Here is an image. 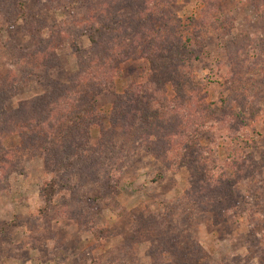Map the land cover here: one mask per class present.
<instances>
[{
    "label": "rangeland",
    "instance_id": "374dc122",
    "mask_svg": "<svg viewBox=\"0 0 264 264\" xmlns=\"http://www.w3.org/2000/svg\"><path fill=\"white\" fill-rule=\"evenodd\" d=\"M147 3L0 0V264H264V7ZM90 6L126 26L105 35L100 53L116 38L131 55L118 62L116 92L136 94L129 104L104 94L91 128L98 146L69 141L58 160L40 148L78 96L45 129L30 120L45 119L79 70ZM153 32L171 46L202 36L190 65L170 66L194 76L183 92L150 86L143 54ZM50 42L54 58L35 60ZM28 71L41 81L32 73L22 86Z\"/></svg>",
    "mask_w": 264,
    "mask_h": 264
},
{
    "label": "trees",
    "instance_id": "16d2710c",
    "mask_svg": "<svg viewBox=\"0 0 264 264\" xmlns=\"http://www.w3.org/2000/svg\"><path fill=\"white\" fill-rule=\"evenodd\" d=\"M148 1H150L151 3L152 0ZM247 1H250V5H252V7L256 9L258 15H260L259 7H264V0ZM113 2L115 4V1ZM145 4L146 6H148L147 0H145ZM128 7V5L125 6L126 11ZM153 7L157 8V6L155 5ZM147 8L150 9L149 6ZM99 10V6L98 8H96V6H90V12L87 18L88 23L82 25V35L88 37L90 46L88 48L82 49V52L77 48L80 52L79 70L77 71V73L70 75L66 81H62L61 86H59L62 88H60V92L58 91V93L61 94L56 95L51 101V104H48L46 109L49 110L46 111L45 119L32 117V119L30 120L29 128L37 127L42 129L43 127V129H45V127H48L50 118H52V115H54L55 110L58 107L64 108L63 106L64 104H67L68 99L70 97H73L70 94L73 93L74 95L78 96L75 99V103L78 104V106H76L75 108L76 111H74L72 115L64 114L63 116H60L61 119L59 120L58 124H53L52 126L48 127L50 129L52 127L53 133L51 132L50 134H52L53 136H49V139H46L45 143L43 144V148H40L41 151H44V153L46 154L55 155L58 160H60L59 158H62V153L64 152V150H66V145L69 141L82 142V140H85L88 148L91 145H93L94 147L98 146L92 141L91 128L97 125H101L99 120L100 118H102V114H98L97 104L99 102L98 100L104 94H112L113 96L115 95L118 100L120 99V102L128 104L134 97L133 95L136 94L134 92L135 89L133 87H130V85H128L122 93L117 94L116 92L115 79L118 71V62L119 60L128 61L129 59H132L131 55L129 53L126 54L121 49V45L119 46V43L117 44L116 38H113L111 42H108V45L106 47L107 51L105 54L100 53V51L105 47V35L112 34L114 32L125 33L127 32L126 26L121 23L120 19H116V21H114L115 18L110 15L111 13H108L109 15H105L103 8L100 10V13ZM144 28L148 29L147 26H144ZM142 29L143 28H141V30ZM128 31L129 33L133 31V27L130 26L128 28ZM139 31L137 33L140 34ZM161 31L162 30H158V32ZM158 32H153L155 34V41H148L150 47H148L147 49L145 48V52L143 54L144 59L148 63L146 72H148L149 74L148 78L150 77V86L164 84L166 85L169 83L179 91L182 89L183 92L185 86L194 83V76L192 74L190 76L180 74L178 70L172 71V69H170V66L176 63H179L177 65L181 66H184L183 64L188 65V63L192 59L193 54V50L190 45H194V43H201L203 41V38L201 39L202 36L200 34H197V38H194V40L192 39V41L191 38L188 37V39L191 41L190 43H188L187 40H184L180 43L175 42V45L171 46L170 43L164 44V42H160L159 35H161L162 32L160 34H158ZM139 34H136V37H139ZM140 37L141 39H143V41H136L134 42V44L140 45L142 42L147 41L143 34ZM151 37L152 36H148V38L150 39ZM178 37L182 36L178 35ZM51 43L52 42H50L46 46V50H42L44 52H37L35 60L43 62L47 60L48 57L50 58V56L54 58L52 54L54 53V48ZM159 44L161 46H159ZM117 48L122 53L117 51ZM43 53L46 54L44 55ZM32 73L34 72L28 71L27 76H25L21 81L22 86H25L27 84H25L24 81H29L26 79H33V77L31 76ZM34 77H36V81H41V75H39L38 73L35 72ZM50 106L54 108L50 109ZM152 118V114L146 113L144 120L150 121ZM72 124H77L76 128L80 131V135L79 133H76L75 138L78 137L77 139H75L71 134V130L73 129ZM82 133L85 134V138H82ZM70 138H73L74 140H70ZM195 143L197 144L199 143V141ZM102 149L104 148L102 147ZM188 149H191V144L188 145Z\"/></svg>",
    "mask_w": 264,
    "mask_h": 264
}]
</instances>
